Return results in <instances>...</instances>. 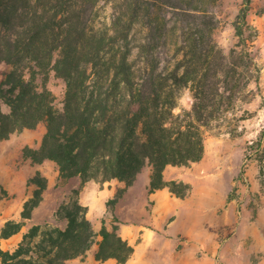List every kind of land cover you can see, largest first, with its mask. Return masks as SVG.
<instances>
[{"label": "trees", "instance_id": "16d2710c", "mask_svg": "<svg viewBox=\"0 0 264 264\" xmlns=\"http://www.w3.org/2000/svg\"><path fill=\"white\" fill-rule=\"evenodd\" d=\"M100 1L0 0V66L8 67L0 72V140L43 123L41 145L23 154L33 164L55 162L61 181L116 179L127 188L150 167L149 193L169 188L182 198L189 186L165 180L164 170L203 157L202 128L225 117L245 85L242 50L228 57L217 46L218 22L204 0H109L111 21L98 27ZM237 30L243 39L242 25ZM170 46L180 55L171 70L164 65ZM50 73L64 84L61 107L46 86ZM183 88L192 91L193 103L175 113ZM246 153L264 173L262 133ZM29 186L34 191L24 220L41 201L47 179L37 173ZM87 214L78 201L61 206L56 216L66 227L33 226L15 248L0 249V264L83 258L97 235ZM113 218L110 226L103 222L94 258L125 264L134 247ZM21 228L8 222L0 237Z\"/></svg>", "mask_w": 264, "mask_h": 264}, {"label": "rangeland", "instance_id": "374dc122", "mask_svg": "<svg viewBox=\"0 0 264 264\" xmlns=\"http://www.w3.org/2000/svg\"><path fill=\"white\" fill-rule=\"evenodd\" d=\"M201 5L217 19L213 38L223 53L229 57L233 49L242 50L246 66L240 68V76L245 85L225 117L202 128L203 157L188 166L169 165L164 170L165 180L189 186L188 193L182 198L169 188L149 193L150 167L127 188L125 182L116 179L105 183H82L79 178L63 182L55 162L33 164L23 154L25 148L41 145L46 132L41 123L0 140V235L8 222L22 224L19 233L7 239L0 237V249L15 248L35 225L66 227L67 221H58L56 213L61 206L78 201L88 208L87 216L97 235L83 258L67 264H90L103 222L110 226L115 216L119 233L128 242V238L134 243L143 238H165L156 257L143 254L132 264H212L213 260L215 264H264V173L246 155L248 143L261 133L264 137V0H204ZM112 13L111 1L101 0L97 26L109 24ZM238 25H242L243 39L238 35ZM166 51L164 58L169 61L164 65L171 70L180 55L174 46ZM7 69L0 66V72ZM49 76L46 86L61 107L64 84L54 73ZM192 103V91L183 88L175 113L189 110ZM37 173L47 179V189L31 218L24 220L21 215L34 191L29 181ZM186 239L185 244L182 241ZM133 242L129 243L134 247ZM107 264L120 263L113 259Z\"/></svg>", "mask_w": 264, "mask_h": 264}, {"label": "crops", "instance_id": "0c3cea01", "mask_svg": "<svg viewBox=\"0 0 264 264\" xmlns=\"http://www.w3.org/2000/svg\"><path fill=\"white\" fill-rule=\"evenodd\" d=\"M138 231H140V230H138ZM124 239H127V238H124ZM128 239H129L130 243L133 242L131 238H128ZM163 239H165V238H143L140 241V243H134L135 242L134 241L133 243H134L135 251L133 253L132 258L126 264H132L134 259L138 258L139 256H142L143 254L145 255V257H150V258L156 257V255L159 254V250H161V248H163L162 247ZM182 242L186 244V243H188V240L186 239ZM112 260L113 259H109L105 262L96 261L94 258V255H93V258H91L89 260V263L91 264L92 261H94L97 264H107L109 261H112ZM212 264H215L214 260H213Z\"/></svg>", "mask_w": 264, "mask_h": 264}]
</instances>
